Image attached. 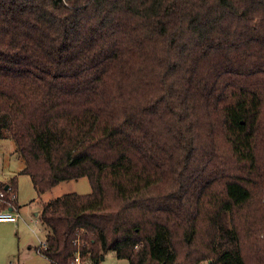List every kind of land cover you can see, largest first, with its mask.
I'll list each match as a JSON object with an SVG mask.
<instances>
[{
    "label": "trees",
    "instance_id": "1",
    "mask_svg": "<svg viewBox=\"0 0 264 264\" xmlns=\"http://www.w3.org/2000/svg\"><path fill=\"white\" fill-rule=\"evenodd\" d=\"M7 137L51 264H264V0H0Z\"/></svg>",
    "mask_w": 264,
    "mask_h": 264
},
{
    "label": "rangeland",
    "instance_id": "2",
    "mask_svg": "<svg viewBox=\"0 0 264 264\" xmlns=\"http://www.w3.org/2000/svg\"><path fill=\"white\" fill-rule=\"evenodd\" d=\"M24 159L16 151L13 138L0 140V178L8 180L18 175V202L21 217L17 222H0V264H45L47 258L36 247L45 240L48 228L42 224L38 211L42 202L62 196L67 192L88 193L91 184L87 177L65 180L47 192L39 194L28 174L20 173ZM102 264H130L128 259L118 258L115 251L106 254Z\"/></svg>",
    "mask_w": 264,
    "mask_h": 264
},
{
    "label": "built area",
    "instance_id": "3",
    "mask_svg": "<svg viewBox=\"0 0 264 264\" xmlns=\"http://www.w3.org/2000/svg\"><path fill=\"white\" fill-rule=\"evenodd\" d=\"M21 217L20 206L18 202V193L14 188L0 189V222H17ZM42 246L46 245V241L41 242ZM45 264H51L49 259ZM68 264H81L80 252H77L74 259Z\"/></svg>",
    "mask_w": 264,
    "mask_h": 264
},
{
    "label": "crops",
    "instance_id": "4",
    "mask_svg": "<svg viewBox=\"0 0 264 264\" xmlns=\"http://www.w3.org/2000/svg\"><path fill=\"white\" fill-rule=\"evenodd\" d=\"M17 188H18V186H17ZM19 205H20V203H19ZM20 208H21V205H20Z\"/></svg>",
    "mask_w": 264,
    "mask_h": 264
},
{
    "label": "water",
    "instance_id": "5",
    "mask_svg": "<svg viewBox=\"0 0 264 264\" xmlns=\"http://www.w3.org/2000/svg\"><path fill=\"white\" fill-rule=\"evenodd\" d=\"M37 214V213H36Z\"/></svg>",
    "mask_w": 264,
    "mask_h": 264
}]
</instances>
